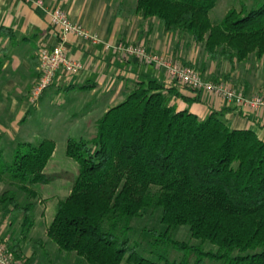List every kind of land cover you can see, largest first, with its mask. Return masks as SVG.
Returning a JSON list of instances; mask_svg holds the SVG:
<instances>
[{
    "label": "trees",
    "instance_id": "1",
    "mask_svg": "<svg viewBox=\"0 0 264 264\" xmlns=\"http://www.w3.org/2000/svg\"><path fill=\"white\" fill-rule=\"evenodd\" d=\"M217 1L134 0L133 11L161 22L165 33L189 35L211 61L262 60L264 5L249 13L229 10L214 25ZM0 37L15 34L0 28ZM35 60L37 69L38 53ZM173 97H181L176 87L139 81L97 121L93 139L67 140L78 176L58 202L46 238L60 252L75 254L78 264H264V141L253 131L230 129L218 112L201 120L178 111ZM55 148L50 139L21 144L11 165L0 153V182L30 199L21 205L11 191L0 196V207L23 215V238L34 228L35 187L48 185L44 171ZM147 210H161L165 227L151 231V245L181 253L179 261H151L132 244V224ZM180 227L189 228L198 246L174 238ZM6 246L27 264L19 242Z\"/></svg>",
    "mask_w": 264,
    "mask_h": 264
},
{
    "label": "crops",
    "instance_id": "2",
    "mask_svg": "<svg viewBox=\"0 0 264 264\" xmlns=\"http://www.w3.org/2000/svg\"><path fill=\"white\" fill-rule=\"evenodd\" d=\"M35 1L25 3L22 0H0V28L9 29L15 34V39L0 37V91L3 87H14L15 81L20 79L28 81L30 77H34L36 83L38 72L35 67V56L38 51L42 47L52 48L62 42L61 32L52 26L49 16V12L58 6L66 11L72 23L81 24L86 30L96 34L100 42L91 44L73 35L66 36L64 45L68 56L81 62L83 70L70 78L65 76L58 78V82L42 95L35 108L36 113L40 115L43 112L47 113L45 111L48 109L42 104L48 95L60 90L68 94L80 90L81 94L90 96L78 99L79 111L72 116V126L75 129H84L88 123H91L96 128V122L114 107L112 104L118 97H122L128 86H133L139 81L155 80L168 89L176 87L181 97L193 99L198 96L197 102H186L181 97H173L170 104L178 111H188L201 120L206 119L213 112H218L220 119L230 129L253 131L264 141V109L257 111L229 102L219 95L193 92L182 85L172 84L162 68L143 64L133 58L128 59L105 47L123 43L116 39L125 35V44L136 46L141 44L149 54L197 67L204 80L222 84L249 98L264 96V80H258L257 77L258 68L264 64V58L258 60L254 55H250L242 63L234 61L235 66L241 65V68L246 66L244 70L247 71L241 74L237 73V67L226 66L224 59L210 61L204 58L198 63L194 56L195 44L184 46L178 33H165L162 24L156 19H143L135 14L136 18L133 20L126 18V33L122 34L103 19V9L99 0H83L84 4L77 5L78 8L74 5V0H41L43 8L38 7ZM131 3L134 10V0ZM121 15L120 3L115 17L119 18ZM140 23L142 26L137 27ZM187 49L191 50L190 54H187ZM253 66L257 68V71H254L257 80L254 78L252 80L249 75V72L254 70ZM101 110L102 114L99 113Z\"/></svg>",
    "mask_w": 264,
    "mask_h": 264
},
{
    "label": "rangeland",
    "instance_id": "3",
    "mask_svg": "<svg viewBox=\"0 0 264 264\" xmlns=\"http://www.w3.org/2000/svg\"><path fill=\"white\" fill-rule=\"evenodd\" d=\"M99 2L100 7L103 9V19L109 25L117 28L120 33H126V18L131 20L136 18L131 3L133 0H99ZM120 3L122 6V15L116 18L115 13L119 9ZM79 4H84V1L77 0L75 2L74 0L76 7ZM263 5L264 0H218L215 8L210 13V21L214 25L219 24L229 10L235 9L240 11L243 9L249 13L252 10L260 9ZM55 8H58V6ZM61 10L66 13L64 9ZM159 23L161 24V22ZM141 26L142 23L137 27ZM82 27L84 28V26ZM178 34L181 40H183L184 46L189 47V44H195L194 56L197 58L198 63L204 58L207 59L203 44L195 43L187 34ZM124 37L125 35H121L116 40L125 44L126 37ZM187 51V54L191 53L190 49H187ZM160 57L166 58L163 56ZM224 60L226 66L237 67V73L242 74L247 71L244 70L246 66L241 68V65L235 66L233 65L234 62ZM178 63L194 69L200 75L197 67H193L190 64ZM253 69V71L251 70L249 72V75L251 79H256L254 71H257V68L253 66ZM258 69V80H264V64L260 65ZM124 77L126 83V76ZM201 78L204 80L202 76ZM56 82H58L57 79L52 85ZM14 85L12 88L3 87L0 91V153L2 158L6 163L11 165L14 160L15 151L21 144H32L36 146L44 139L54 141L56 148L53 157L44 171L49 177L48 185L35 187V190L38 192V199L36 200L37 206L33 211L34 228L30 234L23 238L21 228L23 215H13L6 207H0V245H6L7 242L12 241L19 242L22 245L23 259L27 261V264H78L80 260L75 254L60 252L57 246L46 238L45 230L54 217L58 202L69 195L72 185L78 176L77 163L66 155L67 140L83 139L88 141L96 135V128L91 123H88L84 129H75L71 123L72 116L78 114L79 111L77 107L79 105L78 99L90 95L81 94L80 90H74L69 94L63 93L62 90L57 91V93L48 95L45 98V102L42 105L48 111L40 115V113H36L35 108L44 93L37 101L32 100L35 78L30 77L28 81L27 79H20L15 81ZM123 101L124 93L112 105H119ZM99 113L102 114L103 111L101 110ZM5 191H11L21 205H25L30 201L25 193L18 191L7 182H0V196ZM132 225L134 231L130 236V240L136 246L138 253L142 257L151 261H157L160 257H163L170 262L181 259L182 254L171 248L154 249L151 245L153 241L151 231L163 232L165 229L161 224V210L145 211L142 218L135 220ZM174 238L190 246H198L199 244L191 239L188 227H180L174 233ZM38 241H41L42 245H38ZM203 249L205 251L213 250L209 245H204Z\"/></svg>",
    "mask_w": 264,
    "mask_h": 264
},
{
    "label": "built area",
    "instance_id": "4",
    "mask_svg": "<svg viewBox=\"0 0 264 264\" xmlns=\"http://www.w3.org/2000/svg\"><path fill=\"white\" fill-rule=\"evenodd\" d=\"M22 1L29 3L33 0ZM35 4L41 8L44 7L41 0H36ZM49 16L52 26L61 32L62 42L58 46L52 48L42 47L38 51L39 66L37 72L39 77L32 92L33 101H37L56 79L62 76L70 78L83 70L81 62L68 56L64 45L67 35H73L91 44L100 42L96 34H92L81 25L72 23L68 15L60 8L51 10ZM105 48L111 49L116 54L123 55L128 59L133 58L143 64L162 68L171 82H177L195 92L219 95L229 102H235L238 105L247 106L257 111L264 109V96L249 98L243 93L229 89L222 84L205 81L194 69L182 66L174 60L149 54L143 45L118 43L115 46L106 45ZM0 264H24V262L16 258L15 254L6 245H0Z\"/></svg>",
    "mask_w": 264,
    "mask_h": 264
}]
</instances>
